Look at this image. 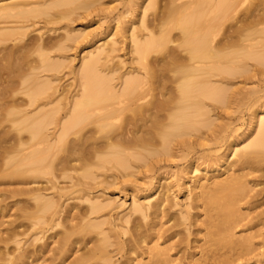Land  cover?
<instances>
[{
	"label": "bare ground",
	"instance_id": "1",
	"mask_svg": "<svg viewBox=\"0 0 264 264\" xmlns=\"http://www.w3.org/2000/svg\"><path fill=\"white\" fill-rule=\"evenodd\" d=\"M154 3H150V6ZM91 4V0H13L5 4L0 3L2 45L0 64L5 65L3 61H6V64L8 62L17 65L15 66L17 69L14 68L16 74L12 73L14 76L11 79L6 77L9 76L7 73L6 76L1 74L0 80V140L6 139V135L13 132L15 144L12 146L16 152L13 159L16 160L17 169L14 168L13 172L8 174H14V178L15 175L25 176L24 173L27 172L45 173L44 171L49 169L52 174L55 152L63 146L64 149L67 147L68 151H75L80 147L73 153L82 150L81 146L85 145L89 138L86 135L92 131L104 133L105 139L98 146V150H94L96 163H113L116 168L127 169L131 166L130 157L141 159L138 149H148V137H160L166 149L170 137L182 135V138L183 135L196 130L195 126L198 123L193 120L194 117L208 119L209 109L200 99L203 97L216 102L222 100L219 89L213 87V83L225 82V76L231 77L240 71L247 72L249 62H254L259 68L264 67V0H170L167 2L168 12L166 8L163 14H160L163 10L157 15L154 13L151 20L148 18L149 21L144 20L147 4L143 8L141 19L142 23L146 21L150 27L146 36L141 35L138 39L129 19L126 21L127 25L125 22L123 31L125 40L131 42V52L135 54L142 74L127 72L125 74L128 77L124 79L121 78L125 74L121 75L120 86L116 90L109 82L115 69H106L103 64L115 50L113 42L111 40L103 42L93 50L87 51L77 70L70 69L75 81L78 82V90L72 95L69 107L64 110L65 117L68 115V118L60 123L56 116L60 104L59 100L56 101L53 82L54 74L61 69L63 63L57 61L54 51L67 47V42H71L72 45L80 44L86 39L88 32L81 28L66 29L65 37L61 40L54 41L50 37L24 40L27 27L23 23L44 16L45 26H50L55 23L53 18L68 19L79 9L87 10ZM52 10H55L54 14H49ZM20 18L27 20L15 21ZM173 30L178 31L176 36L173 35ZM262 71L264 70H258L257 73L260 74ZM3 76L8 80L6 78L2 80ZM216 78L220 80L216 82ZM15 92L22 94L21 98H16L19 96L14 95ZM253 120V136L249 141L243 143L248 136L240 142L241 148L237 152L235 150L237 146L230 143L231 158H234V162L226 164L227 159L224 157L222 165L215 168L216 171L221 168L222 171L234 169L233 173L222 180L217 179L218 175H214L213 181L207 187L204 184H194L198 182L195 179L193 186L187 189V196H190L194 189L199 191L195 198L205 207V220L201 223H198L196 214L190 217L188 211L185 213L180 211L178 216L170 215L167 211L168 197L165 193L158 195L154 203H150L152 196H146L145 199L149 198L147 206L132 204L129 211L118 219L121 223L132 224L130 229L132 239L127 244L120 245L116 237L122 232L125 234V231L120 230L119 225L109 220L97 221V218L94 220L89 218L90 215H96L108 208L109 202L101 204L98 201H91L88 197L87 215L69 216L67 212L64 219L56 223V216L60 212L53 209L57 202L53 198L43 196L41 187L22 191L28 196L31 195L30 198L35 201L34 214L26 215H32L31 219L37 220L36 224L46 226V231L53 226L62 225L61 223L68 224L69 228L61 235L55 248L50 250L51 260L56 259L57 254L61 257L69 250L68 245L74 242L69 240L71 232L78 230V233H84L85 237L87 234L92 235L90 238L81 237L75 241L73 245L76 247L79 243L83 253L72 264H82L86 256L98 257L103 264H113L108 254V248L112 244L116 246L118 252L120 249L123 250L128 259L131 255L141 257L147 254L150 257L145 264H170L165 255L173 248L172 245L169 244L167 248H158L157 244L151 248H143L142 245L151 238L152 232L162 219H165V223L172 221L167 230L159 236L166 239L165 242L178 235L177 223L189 219L192 220L191 226L198 224L195 233L205 231L200 239L203 255L198 262L231 264L236 259L255 252L254 235L234 236V230L243 227L244 220L248 219L247 215L239 212L241 203L251 209L264 205V187L256 190L253 195L252 191L257 185L245 184L247 177H253L257 181L264 179V171L259 169V164H264V112L256 113ZM207 124L204 122V125ZM68 135H78L81 140L77 142L80 143H76V140L69 143L66 140ZM1 142L7 143V140L2 139ZM183 145L184 142L180 140L176 147L181 148ZM12 146L9 144L10 148ZM10 159L12 156L6 158V162L10 163ZM82 161L81 159L80 162ZM0 166L3 167L2 164ZM25 167L30 169L24 171ZM192 170L196 173L198 166ZM258 172L260 174L256 175ZM33 180L31 184H36L35 177ZM47 183L50 186L47 188L45 185L43 188L53 189L54 183L50 180ZM156 183L158 187L161 186L160 180ZM198 207L196 205L195 209ZM148 210L150 212L147 215ZM132 214L149 219L147 225L142 227L134 224L130 220ZM74 219L78 222L73 223ZM251 219H253L252 224L249 223L251 226L248 227L247 223L245 226L247 228L243 227L241 231L255 226L264 227V208L255 212ZM107 223L109 227L104 231L103 226ZM39 232L45 233L42 228ZM13 237L12 233L9 239ZM111 237L115 238L114 242L110 241ZM183 240L179 238L174 243L175 256L179 253V246ZM89 243L91 246L87 248ZM259 243V247L261 244L264 246L262 240ZM43 253L44 247L41 246L38 255L41 256ZM184 257L182 252L177 261L181 262ZM24 258L25 255L16 257L18 264Z\"/></svg>",
	"mask_w": 264,
	"mask_h": 264
},
{
	"label": "rangeland",
	"instance_id": "2",
	"mask_svg": "<svg viewBox=\"0 0 264 264\" xmlns=\"http://www.w3.org/2000/svg\"><path fill=\"white\" fill-rule=\"evenodd\" d=\"M2 1L3 2L0 1V3L5 4L13 0ZM168 1L170 0H91L92 4L87 10L79 9L71 14L68 19L60 20L53 18L55 23L50 25L51 27L45 26L44 22L46 17L44 16L31 19V21L28 22H25L27 19L24 20L21 18L15 20L25 22L23 24L26 25L27 30L24 40L34 38L41 40V38L45 39L47 37L52 38L54 41L61 40L62 37H65L66 29L77 30L81 28L85 29V32H88L86 39L80 44L72 45L71 42H67V47L54 51L57 61L63 63L61 69L54 74L53 82L56 101L59 100L60 104L59 112L56 115L60 123L68 118V115L65 117L66 113L64 110L69 107L72 95L78 90V82L75 81L74 75L70 69L73 68L77 70L81 59L86 56L87 51L93 50L103 42L109 40L113 42L115 50L110 53L106 61L102 62L106 69H115V71L111 73L112 79H110L109 82L116 90L119 89V78L121 75L127 72H133L134 74L138 73V75L142 74L139 64L136 61V56L131 52V42L125 40V33H123L125 30V22L127 19H129V22H132L135 28L133 29L138 39H140L141 35L146 36L148 30H150L146 21H149V19L151 20L154 13L157 15L159 11L161 12L163 10L162 13L159 12L163 14V12H166V8L168 12ZM149 2L155 5L153 4L150 6ZM147 4L148 7L145 9L144 17L146 21L142 23V11ZM54 11L55 10L50 11L49 14H54ZM126 13L130 16L128 17ZM11 21L13 22L14 19ZM18 25H20V23ZM48 28L52 29L48 31ZM173 31V35L176 36L178 31ZM7 44L11 45L12 43ZM170 45L172 44H168V46ZM1 47L2 45H0V48ZM3 63L5 65L0 64V66H2L0 69L3 70H0V80L2 75L6 76L8 74L9 76L6 77L11 79L14 76L12 73L16 74L17 67L15 66L17 65L14 66L8 62L6 64V61H3ZM254 64V62H249L247 72L240 71L234 76H225V82H212V86L219 89L220 98L222 100L216 102L203 97L200 99V101L207 106V109H209L207 113L208 119L206 117H194L193 120L198 123L195 126V131H190L189 134L183 135L184 137L182 138V135L170 137L166 149L165 146L162 145L160 137H148V149H138L141 155V159L139 160L129 156L131 166L127 169L116 168L113 163H96V154L94 150H98V146L102 144L105 139L104 133H95L92 131L86 135L89 137L86 140V144H80L84 146H81L82 150L73 153L78 148L80 149V147H77V149H75V147L73 148L75 151L71 150L72 153H70L71 151H68L69 149L66 150V146L65 149L63 146L61 148L59 147L60 149L58 148L59 151H57L58 149L56 150V158L53 159L55 160V164L53 163V168H51L52 174L49 169L48 171H44L45 173L36 172L35 174H31L27 172L29 176L27 173H24L25 176L15 175L14 178V174H9L13 172L12 170H14V168L17 169L16 160L13 159V157L16 156V152L12 146L15 144V137L12 135L13 132H10L11 134L7 133L6 139L1 138L0 140V142L2 139L4 141L7 140V143H0L2 146H0V148H2L0 149V165L2 164L3 166H0V264L16 263V257L22 255H25L22 261L23 264H72L75 259L83 253L79 243H77L76 247L73 245L75 241L80 240L81 237L88 238L89 236L90 238L92 235L87 234L85 237L84 233H78V230H73L69 238V240H72H70L71 242L74 241L73 244L70 243L72 246L69 244L67 248L69 249L68 251L64 252L61 257L57 254L55 257L56 259L51 260L52 252H50V250L55 248L57 242H59V238L69 226L68 224L61 223L62 225L53 226L52 229L46 231V226L36 224L37 220L31 219L33 217L32 215H26L34 214L35 201L30 198L31 195L28 196L26 192L22 191H28L32 187H41L43 196L53 198L57 202L56 207L53 209L60 212L56 216V223L62 221L67 212H69V216L73 214H78L79 216L83 214L87 215L89 203L86 200L88 197L91 198V201H98L101 204L109 202L110 206L108 208L96 215H90L89 218L91 220L97 218V221L109 220L117 226L119 225L118 227L120 230L125 231V234L122 232L116 237L120 245H125L132 239V234L130 233L132 224L121 223L118 219L129 211L132 204L147 206L149 198L145 199L146 196H152L150 203H154L158 195L165 193V196L168 197L166 206L168 207L167 211L170 215L178 216L180 211L184 213L188 211L190 217L195 214L198 216V223L203 222L205 220V207L195 198V195L198 194L199 191L198 189H194L190 192L191 195L187 196V189L193 186V181L195 179H197L198 182L194 184H204L207 187L213 181L212 178L214 175H218L217 179L222 180L227 175L232 174V170L234 169L231 171H222L221 169L223 168H221L219 171H216L215 168L217 169L218 165H222L221 161L224 157L227 159L226 164L234 162V158H231L232 152H230L231 142L237 146L235 149L237 152L241 148L240 142H243V140L249 136V138L243 142L247 143L253 136V117L258 112H264V71L260 72V74L257 73L258 70H264V67L261 66L259 68ZM6 77L3 76L2 80ZM127 77L128 75L125 74L121 79ZM8 79L6 78V80ZM215 80L217 82L220 78H216ZM16 94L18 93L15 92L14 95ZM21 95L22 94H18L17 96L19 97L16 98H21ZM22 98L25 99L24 97ZM204 122L208 124L204 125ZM57 128L58 127H56V129ZM5 129H7V126ZM58 132L59 131H57L56 134H58ZM7 138H9V140ZM66 140L69 141V143H74L75 140L76 143H80L77 141L81 140V137H78V135H68V139ZM180 140L184 142L181 148L176 147V144H178ZM9 144L12 148L9 147ZM5 145L9 148L7 147L6 149ZM10 154L13 160L10 159L11 162L7 163L9 159H7L6 162V158H10ZM68 157L73 160H69ZM75 159H79V161ZM81 159L83 160L82 162H80ZM6 164H8V166ZM263 165L264 164H259V169L264 171ZM195 166H198V171L196 173L192 170ZM147 167H149V169H147ZM26 168L27 167L24 168V171L30 169L29 167L28 169ZM263 171L261 172L263 173ZM49 172L50 174H48ZM259 174L260 172L256 175ZM34 177L36 184H31L34 181ZM48 179L54 183L53 189L43 188L45 185L47 188L50 186V184L47 183L49 182ZM158 180L161 181L160 187H158L156 183ZM263 180L264 179H262V181H257L253 177H247L245 184L248 186H252L253 184L257 185L252 191L254 195L256 190L264 187ZM252 194L250 193V195ZM196 205L199 206L197 209H195ZM260 208H264V205L257 209H251L248 205L245 206V204L241 203L239 212L242 215H247V220L250 222L244 220L245 223L242 222L244 226L241 224L244 228L237 227L234 230V236L239 237L245 234L254 235L255 252L241 259H236L231 264H264V246L261 244L263 247H259V242H261V240L264 243V227L255 226L252 229L241 231L242 228H247L245 227L247 223L248 226L249 223L253 221V219H251L252 216H254L255 212ZM149 212L150 210L146 211V214L148 215ZM130 220H132L134 224H138V226L142 227L147 225L149 221V219H143L139 214H132ZM73 221V223L78 222L76 219ZM85 221L86 219H84V222ZM171 222L172 221L165 223V219H162L160 224H157L156 229L152 232V239L148 237L150 239H147L142 247L151 248L157 244L158 248H167L172 245L173 248L166 252L165 255L168 263L206 264L203 261L198 262L203 255L201 253L200 246L202 245V241L200 239L205 231H202L200 234L195 233L198 224L195 223V226H191L190 223L192 220L187 219L182 223H177L176 230L178 235L175 236V238H171L170 241L165 242L166 239L159 236L167 230ZM251 224L248 227H250ZM108 227V223L103 226L104 231H107ZM41 228L43 232L46 231L44 234L39 232ZM12 233L14 237L13 239H9ZM179 238L184 240L179 246V253L175 256L176 247L174 243H176ZM110 241L114 242L115 238L111 237ZM41 246L44 247V253L40 256L38 252ZM90 246L91 243L87 245V248ZM182 252L185 257L181 262H178L177 259L181 257ZM108 254H110L113 264H124V262H128V264H145L150 257L147 254L141 257L131 255L128 259L123 250L120 249L118 252L114 244L108 248ZM97 258L98 257L86 256L82 264H103ZM22 262H20V264H22Z\"/></svg>",
	"mask_w": 264,
	"mask_h": 264
}]
</instances>
